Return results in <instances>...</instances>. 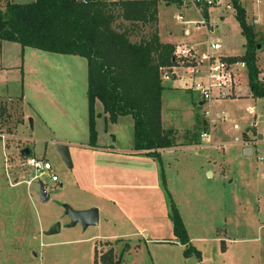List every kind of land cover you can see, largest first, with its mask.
<instances>
[{
	"label": "rangeland",
	"instance_id": "obj_1",
	"mask_svg": "<svg viewBox=\"0 0 264 264\" xmlns=\"http://www.w3.org/2000/svg\"><path fill=\"white\" fill-rule=\"evenodd\" d=\"M9 1L26 5L34 0ZM239 1L259 43L256 66L261 72L259 79L263 81L264 0L258 5L254 0ZM228 2L231 0H223L220 8L206 11L211 20V26L208 21L207 28L212 32L208 34L205 26L189 25L186 37L182 36V27L175 19L176 7L158 6L161 41H171L173 47L180 44L191 46L204 53L208 42L217 39L221 47L220 56L240 58L245 54V39L234 19L235 11L225 8ZM5 4L6 0H0L3 12ZM183 16L186 20L200 22L193 13H184ZM148 33V27L133 33L132 42L140 41ZM21 50L16 43L0 42V66L7 67V71L0 73V92L5 96H0V264H90L87 257H65L63 245L55 247L49 244L73 240L79 237L75 231L82 232L80 225L66 229L70 220L64 216L63 206L68 205L75 210L78 203L86 200L85 196L75 193L74 188L83 182L96 185L98 178L106 183L109 180L118 183L117 172L122 167L121 162L113 161L111 154L100 152L95 155L93 150L86 148L89 137L86 59L37 52V58L31 62L33 72L24 78ZM29 51L33 50L27 49L26 55ZM237 71L228 97L211 104L212 117L218 114L225 118L223 122L215 121L212 127L207 122L202 125L205 108L189 105L188 97L170 93L162 99L166 126L176 129L188 127L192 114L195 115L194 129L176 131L177 140H181L184 147L191 141L202 144L200 135L206 131L212 137L213 145H223L224 148L220 147L221 150L213 152V155L215 160L229 166V177H206L208 162L194 152L163 158L161 163L154 162L152 169L143 167L142 183H137L136 188L128 187L121 191V197L133 202L123 205L122 221L108 228L100 225L85 230L84 233L89 235L112 231L118 238L123 236L115 244H105V251L102 255L96 254L97 259L112 253L113 260H117L124 253L126 264H150L151 260L156 263V250L151 248L156 246H146L144 242L146 239L172 238L171 198L192 239L191 245L201 253L200 262L191 256L188 264H264V180L249 174V166L257 168L258 172L264 167V98L252 97L246 69ZM176 78L177 81L189 80L182 71L176 73ZM23 79L27 81L25 107L17 99L22 92ZM33 82L39 84V91L30 89ZM176 83L181 86V82ZM199 98L202 101L201 96L194 94L192 100L195 103ZM100 107L96 101L93 105L96 115ZM94 121L97 145H105L110 141V134L104 119L99 116ZM247 129H250L247 134L253 139L250 141L255 142L252 166L236 159L229 146L240 140ZM188 131L190 135L187 137ZM59 146H68L71 167L62 162L57 150ZM24 149H30L31 156L46 160L54 167L62 187L41 179L49 196L48 202L39 200L37 182L28 186L32 171L20 155ZM101 168L107 171L99 174L96 170ZM149 169L155 172L154 178V172ZM95 189V203L107 205L109 197H119L117 189L108 192ZM55 224L60 225L56 234L43 235ZM138 246L140 252L137 251ZM97 259L96 264H100Z\"/></svg>",
	"mask_w": 264,
	"mask_h": 264
},
{
	"label": "trees",
	"instance_id": "obj_2",
	"mask_svg": "<svg viewBox=\"0 0 264 264\" xmlns=\"http://www.w3.org/2000/svg\"><path fill=\"white\" fill-rule=\"evenodd\" d=\"M231 1L245 39V54L228 60L245 63L252 97L264 98V82L256 66L259 43L239 0ZM5 5L4 12L0 6V42L16 43L22 50L86 59L89 147L98 149L94 120L99 115L93 110L97 101L105 124L131 117L133 152L161 163L159 152L176 146L172 143L174 131L161 126L162 79L165 75L171 77L170 70L178 65L173 45L162 43L158 35V5L139 1L81 4L74 0H34L26 5L6 0ZM147 27L150 33L132 42L133 33ZM170 214L172 232L185 249L184 258L194 256L200 262L201 253L189 243L171 198ZM97 261L121 264L120 258L113 260L112 253Z\"/></svg>",
	"mask_w": 264,
	"mask_h": 264
},
{
	"label": "crops",
	"instance_id": "obj_3",
	"mask_svg": "<svg viewBox=\"0 0 264 264\" xmlns=\"http://www.w3.org/2000/svg\"><path fill=\"white\" fill-rule=\"evenodd\" d=\"M262 3V1L260 2V4ZM258 5V4H257ZM256 6V5H255ZM254 6V7H255ZM254 9V8H253ZM233 18V17H232ZM235 19V18H234ZM224 21V20H223ZM222 22V21H221ZM258 22V20H257ZM159 35V34H158ZM162 42V41H161ZM165 44L170 43L171 41L166 43V42H162ZM30 49V48H27ZM21 50V58H23V65H22V73L24 78L27 77V75L31 74L33 72V66L31 64L32 60L37 58L38 54L37 50L31 49L33 51H29V53H27L26 55V50ZM29 62V63H28ZM31 64V65H28ZM7 71V67H3L0 66V73ZM184 72L185 78L189 79L187 80V82H185L184 80H179L177 81L176 78V73L177 72ZM170 72L172 73L171 77H169V79H162V87L164 89V92L162 94V98H161V108H162V99L163 96L165 94H170V93H176V94H181L185 97H188L189 99V105L191 104L193 107L194 105H196L197 107L200 108H205L204 111H206L207 109L210 110V115L213 116V112H212V107L211 104L214 103H210L208 105H203L201 99L199 98L197 102L194 103V101L192 100L193 95L194 94H198L200 97V94L198 92H195L194 90H192L191 84L193 82V80H196V76L195 77H189L188 75H186L185 71L183 68L181 67H177L174 68L173 70H170ZM188 77V78H187ZM264 81V77L261 78ZM176 82H181V86L178 87ZM25 83H27V81H25L24 79L21 81V86H22V92L21 95L18 97L17 99L19 101H21L23 107H25L27 105L26 103V94L24 93V88H25ZM189 84V85H188ZM37 85H39L37 82L33 84H31L29 87L31 90L35 89L37 91H39ZM2 92H0V96ZM87 94V93H86ZM1 97H5V96H1ZM229 99V98H227ZM10 100V99H9ZM101 106V104H100ZM192 110V109H191ZM251 108H249V112H250ZM28 114V113H27ZM98 115L100 116V118L104 119L105 122V115L103 114V109L102 107H100V110L98 112ZM215 116H217L218 118H216ZM213 119H211L212 124L211 127L213 126L215 121L218 122H223V120L225 119L224 117H220L218 114H216ZM28 117V116H27ZM194 117L195 115L192 114V120L189 124L188 127H182L180 129H176L173 128L171 126H166L164 124V117H163V108L161 111V126L163 127V129L165 130H173L175 133V137L174 138V145H176L175 147L168 149V150H163L160 151V158L161 161L163 158H168L171 155L174 154H180V153H189V152H194V154H196L197 156L201 157L204 161L208 162V166L207 169L205 170L204 175L206 177H213L215 175H217L219 178L225 179L229 177V173H231L229 166L224 163L223 161H218L215 160L213 152L215 153V151L221 150L219 149L224 148L223 145L218 146V145H213L212 142V137L209 134L210 137V144L209 145H205L202 143L200 144L199 141H195V142H190L186 147H184L181 144V140H177V133L176 131H181L183 129L185 130H191L194 129L195 126V122H194ZM207 124L209 123V118L203 117L202 120V125H204V123ZM107 127V133L109 132L110 134V143L107 142L105 145H97V140H96V145L98 146V149H92L89 147L88 145V141H87V145L88 149H91L94 151L95 155L98 153H105V154H111V159L113 161H119L121 162V166L118 169V178L119 181L118 183H115L114 181L112 182V180H109V183L103 182L101 179V181L98 179H96L98 181V183L95 185H90L87 184L86 182H83L80 184L81 186H78L77 188H74V192L77 194H81L82 196H85L84 202L82 203H78L79 205H77V207L75 208L76 211H84V210H88L91 208H95L98 211V216H99V222H98V226L101 225V227L103 226V228H108L111 225H114L115 222H118L121 220V218L123 217V210L122 207L125 204H128L129 202L131 204H133L132 199H128V198H124L121 197V191L125 190L126 188H136L137 183H142V170L143 167L145 168H150L152 169L153 167V163L157 162V161H153L150 158L144 157L138 153H134L133 152V122L131 117L126 116V117H119L117 122L115 124H110L107 123L106 124ZM210 127V129H211ZM235 128H237V126H235ZM88 132H89V128H88ZM210 132V131H209ZM208 133V131L202 133V134H206ZM250 133V129H247L246 133L242 134V137L240 140H236L235 143L229 145L231 147V149L234 150V156L236 159H238L239 161H246V163H251L252 166V161H253V157H254V148H255V142H252L250 140H253L249 134ZM201 134V135H202ZM187 137L188 135H190V132L188 131V133L186 134ZM200 135V134H199ZM198 135V136H199ZM200 135V136H201ZM98 137V135H97ZM89 138V137H88ZM98 139V138H97ZM249 149V150H248ZM107 157V155H104ZM147 168V169H148ZM149 169V170H150ZM103 170V171H102ZM249 174L250 176H258L260 177L262 180H264V167L260 168V171H257V168L254 167H250L249 166ZM96 171H98L99 174H101V172L107 171V169H97ZM152 172H154L153 170H150ZM106 173V172H105ZM111 173V172H109ZM112 174V173H111ZM155 176V172L153 173V178ZM59 181V179H58ZM163 182H165V180H163ZM60 183V181H59ZM54 184V185H58L59 188L62 187L61 184ZM122 183V184H120ZM229 183H232L231 181ZM94 186V187H92ZM95 188H100V190H104L106 192L110 191V190H116L118 192L119 197L116 198H111L108 199V203L106 204H101V203H95L96 202V197H95V192L94 190H96ZM95 198V200H92L91 198ZM90 198V199H87ZM93 198V199H94ZM122 221V220H121ZM110 222L112 224H110ZM172 225V224H171ZM78 226V225H77ZM76 227V226H75ZM74 227V228H75ZM97 227V226H96ZM185 228V227H184ZM67 229V228H66ZM88 229V228H87ZM172 229V226H171ZM86 230V229H85ZM85 230H82V232L79 231H75V234L79 235V237L74 238L73 240H67L61 243H51L49 245H63V247H65L66 250V254L64 255L65 257L67 256H82V257H87V260L90 262V264H96V254H100L102 255L103 252L105 251V244H115L116 242H119L120 238H122L123 236H120L118 238V236H116V234L112 233V231H109L107 233V231L103 232H96L95 234L89 235L84 233ZM72 232V231H71ZM172 232V230H171ZM185 232L186 229H185ZM74 234V233H72ZM172 238H168V239H156L155 241H150L148 239L145 240L144 244L147 245H155L156 247H152V249L156 250V258L154 257V259L156 260V263H152L153 257L150 259V264H188V260L184 258V248L183 246L180 245V243L177 241V239L174 236V233L172 232ZM188 235V232H187ZM120 239V240H118ZM188 239H189V243L191 244V240L189 235H188ZM158 245V246H157ZM67 246H71V247H67ZM67 247V248H66ZM116 246L113 247V249H115ZM158 247V248H157ZM137 251H141L140 247H137ZM102 253V254H101ZM121 253V252H120ZM163 255H162V254ZM124 253H121L120 256L118 258L121 259V264H126L125 260H124ZM93 256V257H92Z\"/></svg>",
	"mask_w": 264,
	"mask_h": 264
},
{
	"label": "built area",
	"instance_id": "obj_4",
	"mask_svg": "<svg viewBox=\"0 0 264 264\" xmlns=\"http://www.w3.org/2000/svg\"><path fill=\"white\" fill-rule=\"evenodd\" d=\"M77 3L88 4L96 1H101L105 3H117V2H154L158 6L163 5H173L177 9V15L175 19L182 27V36L186 37L189 34V25L205 26L207 28V22L209 21L208 16L205 17L206 11L210 9H218L222 5L223 0H74ZM256 4H260L261 0H254ZM240 2V1H239ZM225 8L228 11H235L233 9L232 1L225 4ZM187 11V12H186ZM193 13L198 18L200 22L189 21L184 19L183 14ZM211 21V20H210ZM209 21V24H210ZM257 23V20L254 22ZM211 26V24H210ZM213 26V25H212ZM209 34L212 31H208ZM221 50L220 44L217 39L209 41L207 48L204 53H199L194 47H188L187 45H177L174 47L173 55L176 60L177 65L180 63L181 68L184 69L186 75L191 77H197L193 80L191 84V89L198 92L202 97V104L208 105L218 99H223L225 96L228 97V91L232 90L235 83V74L237 70L246 69L245 63L240 62H230L226 56H220L218 52ZM180 67V66H177ZM175 67V68H177ZM172 68L171 70H173ZM165 79H169L166 75ZM230 95V94H229ZM251 112V110H250ZM205 117L209 118V124H212L211 119L213 117L210 115V110L205 111ZM218 118L217 116H215ZM219 119V118H218ZM201 143L209 145L210 137L209 134H202ZM25 159L26 167L32 171V178L28 186L31 183L41 182L42 178H45L52 184L59 183L58 177L54 172L53 165L43 159H38L33 156ZM43 183V182H42ZM44 184V183H43ZM45 186V184H44Z\"/></svg>",
	"mask_w": 264,
	"mask_h": 264
},
{
	"label": "water",
	"instance_id": "obj_5",
	"mask_svg": "<svg viewBox=\"0 0 264 264\" xmlns=\"http://www.w3.org/2000/svg\"><path fill=\"white\" fill-rule=\"evenodd\" d=\"M258 48L259 47L257 46V49ZM172 143H174V138H172ZM57 150L62 162L66 164L68 167H71L68 146H59ZM20 155L22 158H29V156H31V151L30 149H24ZM37 196L39 200H41L42 202H48L49 200L48 199L49 196L47 195L45 186L42 182L38 183ZM63 209H64V216L65 217L67 216L70 220V223L67 225L66 228H73L77 225H80L82 230H85L89 227L98 226L99 216H98V211L95 208H91L84 211H75L72 208H70L68 205H66L63 206ZM59 230H60V225L55 224L49 229V231H47L43 235L49 237L53 234H56Z\"/></svg>",
	"mask_w": 264,
	"mask_h": 264
}]
</instances>
